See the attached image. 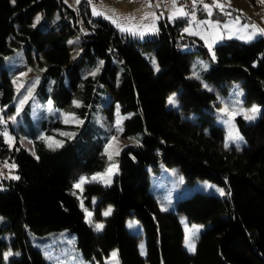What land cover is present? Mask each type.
Listing matches in <instances>:
<instances>
[{
	"label": "trees",
	"instance_id": "16d2710c",
	"mask_svg": "<svg viewBox=\"0 0 264 264\" xmlns=\"http://www.w3.org/2000/svg\"><path fill=\"white\" fill-rule=\"evenodd\" d=\"M39 13L61 14L69 21L68 32L33 26ZM206 14L198 10L200 17ZM213 15L223 21L236 13L214 9ZM79 17L87 30L82 60L67 67L68 41L80 33ZM188 24L187 18L161 20L159 32L140 45L111 22L94 18L85 1L77 14L62 0H0V107L8 106L6 114L15 109L16 89L4 61L24 48L27 63L41 67L40 103L53 100L52 107L82 121L62 125L55 118L57 129L74 135L52 147L40 137L44 131L52 135L46 120L38 129L27 106L24 120L34 152L20 141L11 148L0 134V163L15 164L19 177L0 181V264H65L66 243L90 264H105L115 250L120 264H264V38L217 45L211 70L192 80V57L211 55L202 40L184 33ZM186 46L196 50L187 52ZM86 60L90 70L98 67L97 60L105 65L84 78ZM234 82L240 83L247 106L262 107L255 122L235 119L242 144L227 143L215 107ZM174 93L178 105L170 109ZM117 105L124 116L120 136L131 143L110 160L111 133L98 116L103 107L112 119ZM162 163L180 168L188 185L204 179L225 187L226 197L198 192L163 212L149 191V168L159 170ZM113 164L118 171L111 185L92 179ZM82 178L87 182L78 189ZM109 206L113 212L107 217L103 212ZM183 216L189 224L207 226L191 253L183 248ZM130 219L143 231L131 232Z\"/></svg>",
	"mask_w": 264,
	"mask_h": 264
},
{
	"label": "rangeland",
	"instance_id": "374dc122",
	"mask_svg": "<svg viewBox=\"0 0 264 264\" xmlns=\"http://www.w3.org/2000/svg\"><path fill=\"white\" fill-rule=\"evenodd\" d=\"M62 1L67 7L76 11L77 14L81 3L84 1L87 2L94 18H103L111 22L120 34L128 36L140 45L159 32V23L161 20L174 23L178 18H187L189 24L184 28V33L188 36L197 37L202 40L211 55V58L207 59H204L199 54H195L192 57L191 71L188 75L189 79L192 80H202L203 75L211 70L215 60L214 48L217 45L224 43L227 40H238L243 43H252L260 38H264V34L262 33L255 32V34H253L254 29L251 27L252 25H256L259 28H264V3H262L261 0H224L225 5L222 9L219 8L220 12L228 10L231 13H236V16L227 18L223 21L213 17L214 10L211 8V14H209V8H207V14L204 17H200L198 11L189 12L183 9L187 15H179L177 11L178 8L160 7L159 9H154L151 8L145 0ZM97 12L100 14H95ZM66 21L69 22L59 13H55L51 17L39 13L33 20V26L42 30H45L48 27H59V33H63L65 30L68 32ZM77 23L81 27V30L79 34L71 36L68 41L70 62L67 67L82 60V37L87 30L81 17L78 18ZM249 35H252V39H247ZM184 50L187 52H194L196 49L193 46H186ZM97 62L98 67L90 70L89 68L92 67L90 60L85 61L83 68L81 69L84 78L89 74H95L97 72L96 70L104 67L105 61L97 60ZM4 67L16 89L14 102L15 109L13 112L6 114L5 111H8V106L5 108L0 107V110H2L0 111L1 120L6 121V123H2L4 131L6 130L11 138V142L6 143L12 148L17 141H20L30 152H34L33 145L27 136L28 125L24 120L23 113L25 107L30 106L31 117L38 129L43 126V122L46 120L48 128L52 130V135H47L44 131L40 132V137L45 139L47 144L52 147H57L56 142H59V146H61L63 144V139L67 136L63 135V133L68 132L57 129L55 123H60L62 125H80L82 121L66 111H61L52 107L53 100L45 105L40 103L37 98V88L41 80L38 77L39 72L37 68L39 65L34 63L31 66L27 63V55L24 48L18 49L14 54L6 57ZM40 68L41 67H39V69ZM25 97H27V99H25ZM21 101H23V104H21ZM73 105H78V102L74 101ZM177 105V94L174 93L170 96L168 107L170 109H176ZM254 106L258 108L259 111L254 114L255 119H246L249 122H255L258 120L261 115L262 107L258 104L252 106H247L245 104V94L239 82L231 84L227 96L218 97L215 102L218 114L217 121L226 128L227 143L242 144L245 142L235 119L240 116L244 117L243 113L252 115L248 110ZM100 109L101 112L98 116V120L100 124L111 133L106 153L108 157H111L109 158L110 160H114L120 155L122 150L128 147L131 143L130 140H125L120 136L124 127V116L118 105L114 108L112 119L108 117V111L106 108V110L103 107ZM225 109H228L227 113L224 111ZM11 117H15V120L11 119ZM55 118L57 121H55ZM232 129H238L239 136L242 137V139H229V133ZM6 139L7 138L5 137V141ZM9 165L13 164L8 161L0 163V181L2 179L17 177L16 165L14 164L15 167L11 168L8 167ZM117 171L118 169L116 165L113 164L108 171L96 175L95 177H102L103 179L97 180H99L102 185L109 186L113 183ZM149 175L151 179L149 191L157 199L159 207L163 212L173 211L179 200L190 197L198 192L215 195L221 198H225L227 195L225 187L204 179H199L193 185H188L180 168L168 167L163 163L159 170L149 168ZM94 203H98V198H94ZM109 208L111 209V212L110 214L105 215L107 217L113 212L112 206L107 207L103 212L105 213ZM90 219L91 218L88 215L87 221H90ZM181 222L185 231L183 248L191 253L193 251H191L188 246L189 237H191V242L195 244L196 249L198 237L205 231L207 226L204 224H189L184 216L181 217ZM102 225L104 226L103 223ZM127 226L133 233H140L143 231L142 225L137 219H130ZM62 251L65 256L63 259L65 264H90L84 262L78 250H73V246L69 243L65 244ZM141 251L143 255L146 254L145 239L141 242ZM113 252L117 251L115 250ZM112 253L111 256L105 260V264H117V262L120 264L119 257L117 256L116 259H113ZM56 264L59 263L57 262Z\"/></svg>",
	"mask_w": 264,
	"mask_h": 264
},
{
	"label": "snow or ice",
	"instance_id": "6c2138e0",
	"mask_svg": "<svg viewBox=\"0 0 264 264\" xmlns=\"http://www.w3.org/2000/svg\"><path fill=\"white\" fill-rule=\"evenodd\" d=\"M13 2H14V0H13ZM261 2L264 3V0H261ZM215 6L218 7V8H221V9L223 8V5L219 4V3H217ZM205 7L209 8V14H211L210 6L209 5H205ZM177 11H178L179 15H187V13H185L183 9H178ZM95 14L99 15L100 13L97 12ZM251 27L254 29V33L253 34H255V32H259V33L264 34V28H259L256 25H252ZM186 31H187V29H186ZM247 39H252V35H249L247 37ZM25 99H27V97H25ZM21 104H23V101H21ZM77 106H79V105H77ZM0 111H2V110H0ZM224 111L227 113L228 109H225ZM248 111L250 113H252V115H249L248 113H243L244 118L247 119V120H252V119H255V115L254 114L257 113L259 111V109L254 106ZM11 119L15 120V117H11ZM0 123H6V121L0 120ZM0 134H2L4 137L7 138L6 142H8V143L11 142V138L9 137L8 132L6 130L3 133H0ZM63 135H74V134L63 133ZM229 139H242V137L239 136V130L238 129H232L230 131V133H229ZM56 143H57V146H59V142H56ZM109 158H111V157H109ZM8 167H10V168L11 167H15V165L14 164L13 165H9ZM13 178L19 179V177H13ZM92 179L95 180V179H103V178L102 177H93ZM86 182H87V178H82L81 181L78 184L75 185V187L81 188V185L86 183ZM81 206H83V202H81ZM85 211H87V209H85ZM110 212H111V209L109 208L108 211H106L104 213V215H108V214H110ZM88 215L91 216V213L89 212ZM96 227L98 229H101L103 227V225L102 224H98V225H96ZM188 246H189L191 251H193V252L195 251V244L191 242V237H189ZM10 255H12L11 252L6 253L5 254V259H7V257L10 256ZM117 256H118L117 252H113L112 253L113 259H116ZM117 264H118V262H117Z\"/></svg>",
	"mask_w": 264,
	"mask_h": 264
},
{
	"label": "built area",
	"instance_id": "2783aa9c",
	"mask_svg": "<svg viewBox=\"0 0 264 264\" xmlns=\"http://www.w3.org/2000/svg\"><path fill=\"white\" fill-rule=\"evenodd\" d=\"M151 8L159 9L163 8H178L184 9L189 12L198 10L206 11L205 5H209L211 9H219L215 5L217 3L225 5L224 0H145Z\"/></svg>",
	"mask_w": 264,
	"mask_h": 264
},
{
	"label": "crops",
	"instance_id": "0c3cea01",
	"mask_svg": "<svg viewBox=\"0 0 264 264\" xmlns=\"http://www.w3.org/2000/svg\"><path fill=\"white\" fill-rule=\"evenodd\" d=\"M219 10V9H218ZM220 11V10H219Z\"/></svg>",
	"mask_w": 264,
	"mask_h": 264
}]
</instances>
